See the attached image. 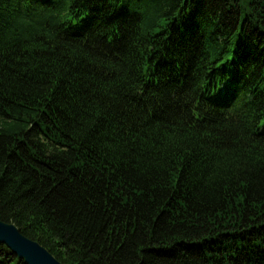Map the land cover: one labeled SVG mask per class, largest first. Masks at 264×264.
Wrapping results in <instances>:
<instances>
[{
    "label": "trees",
    "instance_id": "obj_1",
    "mask_svg": "<svg viewBox=\"0 0 264 264\" xmlns=\"http://www.w3.org/2000/svg\"><path fill=\"white\" fill-rule=\"evenodd\" d=\"M0 221L61 264H264V0H0Z\"/></svg>",
    "mask_w": 264,
    "mask_h": 264
},
{
    "label": "water",
    "instance_id": "obj_2",
    "mask_svg": "<svg viewBox=\"0 0 264 264\" xmlns=\"http://www.w3.org/2000/svg\"><path fill=\"white\" fill-rule=\"evenodd\" d=\"M0 244L25 264H61L44 247L24 236L11 223L0 221Z\"/></svg>",
    "mask_w": 264,
    "mask_h": 264
}]
</instances>
